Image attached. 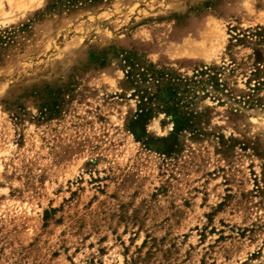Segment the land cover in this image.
<instances>
[{"label": "rangeland", "instance_id": "rangeland-1", "mask_svg": "<svg viewBox=\"0 0 264 264\" xmlns=\"http://www.w3.org/2000/svg\"><path fill=\"white\" fill-rule=\"evenodd\" d=\"M0 264H264V0H0Z\"/></svg>", "mask_w": 264, "mask_h": 264}]
</instances>
